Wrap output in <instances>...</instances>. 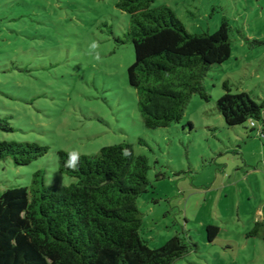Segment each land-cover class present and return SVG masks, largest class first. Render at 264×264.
Masks as SVG:
<instances>
[{"label": "rangeland", "instance_id": "1", "mask_svg": "<svg viewBox=\"0 0 264 264\" xmlns=\"http://www.w3.org/2000/svg\"><path fill=\"white\" fill-rule=\"evenodd\" d=\"M117 1L0 0V119L12 128L0 141L49 147L28 166L1 161L0 194L29 186L37 171L48 186L73 182L59 172L57 151L94 155L130 143L150 166L151 186L137 199L150 248L184 234L199 251L174 264H264V241L245 236L264 217V136L249 133V121L226 126L215 107L224 81L264 101V0L154 1L190 34H212L222 18L231 27L230 58L204 80L209 101L194 95L180 123L155 130L144 127L127 82L134 49L116 41L129 26ZM206 226L218 228L211 243Z\"/></svg>", "mask_w": 264, "mask_h": 264}, {"label": "trees", "instance_id": "2", "mask_svg": "<svg viewBox=\"0 0 264 264\" xmlns=\"http://www.w3.org/2000/svg\"><path fill=\"white\" fill-rule=\"evenodd\" d=\"M154 1L118 0L115 5L129 16L123 38L116 41L133 46L127 82L136 92L138 112L148 130L180 123L194 95L208 102L204 80L231 55V27L225 18L212 34H190L170 7H152ZM222 89L215 107L226 126L248 121L263 125L264 101L256 102L246 92L232 93L228 81ZM0 130L12 128L0 119ZM247 131L257 132L252 127ZM48 150L36 142L0 141V162L10 159L15 166H28ZM56 154L59 172L74 179L69 185L48 186L37 171L29 186L1 192L0 264H174L199 251L184 234L173 235L158 248H150L140 237L137 199L151 186L150 166L132 144L78 154L75 168L66 165L69 152ZM205 230L211 243L218 228ZM245 236L264 241V219L255 221Z\"/></svg>", "mask_w": 264, "mask_h": 264}, {"label": "clouds", "instance_id": "3", "mask_svg": "<svg viewBox=\"0 0 264 264\" xmlns=\"http://www.w3.org/2000/svg\"><path fill=\"white\" fill-rule=\"evenodd\" d=\"M99 47L98 43L96 41H93L90 45V49L93 50V52ZM95 59H99L98 53L94 56ZM124 154H127V150H124ZM78 154L75 152L69 153V160L66 162V165L70 168H75L76 161H77Z\"/></svg>", "mask_w": 264, "mask_h": 264}, {"label": "built area", "instance_id": "4", "mask_svg": "<svg viewBox=\"0 0 264 264\" xmlns=\"http://www.w3.org/2000/svg\"><path fill=\"white\" fill-rule=\"evenodd\" d=\"M249 124H250L249 127H252V128H255L256 127V124L253 121L249 122ZM257 135H258L259 138H261L263 136L261 130H258L257 131Z\"/></svg>", "mask_w": 264, "mask_h": 264}, {"label": "crops", "instance_id": "5", "mask_svg": "<svg viewBox=\"0 0 264 264\" xmlns=\"http://www.w3.org/2000/svg\"><path fill=\"white\" fill-rule=\"evenodd\" d=\"M261 127H262V129H263V132H264V125H262ZM263 136H264V134H263ZM263 219H264V217H263Z\"/></svg>", "mask_w": 264, "mask_h": 264}]
</instances>
